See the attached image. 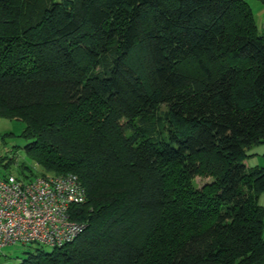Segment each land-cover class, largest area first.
Masks as SVG:
<instances>
[{
    "label": "trees",
    "instance_id": "obj_1",
    "mask_svg": "<svg viewBox=\"0 0 264 264\" xmlns=\"http://www.w3.org/2000/svg\"><path fill=\"white\" fill-rule=\"evenodd\" d=\"M0 117L24 123L40 168L17 177L86 189L84 230L15 264H264V165L247 162L264 35L247 0H0Z\"/></svg>",
    "mask_w": 264,
    "mask_h": 264
},
{
    "label": "built area",
    "instance_id": "obj_2",
    "mask_svg": "<svg viewBox=\"0 0 264 264\" xmlns=\"http://www.w3.org/2000/svg\"><path fill=\"white\" fill-rule=\"evenodd\" d=\"M85 200L86 189L72 173L0 175V249L16 243L59 248L71 242L86 227L72 218V207Z\"/></svg>",
    "mask_w": 264,
    "mask_h": 264
},
{
    "label": "rangeland",
    "instance_id": "obj_3",
    "mask_svg": "<svg viewBox=\"0 0 264 264\" xmlns=\"http://www.w3.org/2000/svg\"><path fill=\"white\" fill-rule=\"evenodd\" d=\"M162 109H165V107L162 106ZM23 128L24 123L19 120L0 117V161L2 163H6L7 159L12 156L11 153L15 155L13 161L10 163V166L7 169L3 166H0V175L6 172H10L15 176H21V169H24V172L28 173V169L32 168L33 166L38 171L40 170V168L37 165H34V163L26 161L24 146L27 143V140L21 136ZM161 132L163 133V135H166L167 133L164 128L161 129ZM262 152H264V146L262 145H254L248 150V153H257L252 154L248 157L247 162L249 167L255 165H264V156H262ZM5 157H7L6 160H3L5 159ZM22 164H25L27 167L22 168ZM210 180V175L201 173L194 176L191 183L195 187H200L203 183ZM260 197L261 199L259 201V204L264 205V194H261ZM37 247H40L44 250L51 249L50 246L43 244H29L28 246H25L16 243L7 245L0 249V264H15L20 258L25 255L27 249L34 250Z\"/></svg>",
    "mask_w": 264,
    "mask_h": 264
},
{
    "label": "crops",
    "instance_id": "obj_4",
    "mask_svg": "<svg viewBox=\"0 0 264 264\" xmlns=\"http://www.w3.org/2000/svg\"><path fill=\"white\" fill-rule=\"evenodd\" d=\"M247 2L251 6L252 11L254 13L256 25L259 32L264 35V0H247ZM260 199L261 197H259V201Z\"/></svg>",
    "mask_w": 264,
    "mask_h": 264
}]
</instances>
